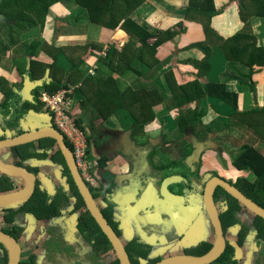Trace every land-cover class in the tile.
Wrapping results in <instances>:
<instances>
[{"label":"crops","instance_id":"1","mask_svg":"<svg viewBox=\"0 0 264 264\" xmlns=\"http://www.w3.org/2000/svg\"><path fill=\"white\" fill-rule=\"evenodd\" d=\"M195 1L191 0V2ZM189 2L190 0H145L135 9L132 17L139 23L146 24L151 32L157 35L172 32L173 35L157 46L152 60L154 64L143 63L137 56H133L130 62L131 68L120 74L116 72L112 74L121 88L132 85L147 89L156 88L163 93L162 100L153 105V118L150 121L135 122L126 108L118 107L107 120L100 119L94 126L92 121L88 122L90 114L84 113L79 94L75 92L80 80L70 85L68 93H71V97L67 95L66 101L67 110H74L77 117L86 118L83 117L85 129L83 132L90 136L88 147L92 151L91 162L98 161L100 156L105 158L104 166L100 167L98 164L93 170L97 171L100 177L97 187L100 197L99 200H95L96 203L99 202L102 207H106L104 201L112 205L113 219L121 233L123 243L138 238L139 242L151 247L150 257H161L160 261L174 255L185 254V250L194 248L201 242L212 245L209 252L217 246L215 232L200 195L201 177L209 175L207 181L217 176L232 184L240 185L244 183V179L250 182L260 180L261 186L264 187V177L258 179L253 172V174L249 173L250 170H239L233 165V160L243 152L245 146H253L264 154V112H262L264 66H256L252 72L245 63L227 59L217 44L211 45L210 54L205 57V53L200 48L192 45L203 41L205 33L202 24L197 20L200 16L197 12L199 8L190 5L188 9ZM213 2L218 12L211 17L210 23L216 34L227 37L239 31L249 32L256 35L258 45H264V17L253 16L245 22L239 15L241 0H213ZM60 6L64 12L59 8ZM39 31L45 41L56 42L59 46L84 45L89 41L103 46L100 51L94 49L84 55L83 61L79 64L83 77L110 76L111 71L108 66L99 61V53H104L103 50L107 51L110 46H115L121 51L125 49V44L130 38L129 34L120 27L112 29L89 21L86 10L78 6L74 0L54 3L47 15L45 26ZM157 35L149 38L148 41L152 43ZM44 56L52 59L46 52L42 57ZM205 60L206 62H203ZM58 62L66 73L72 68V64L63 57H59ZM169 66L172 67L170 70L173 78L178 80L180 77H190L186 74L189 70L188 66H191L192 74L199 70L198 80H202L204 84L218 83L227 90L236 92L238 110L248 111L258 108L260 112L247 115H256L262 120L260 123L254 122L257 127L252 126L253 121L248 122L247 125L231 117L229 113L233 107L230 104L210 95L193 101H185L181 98L175 102L165 77ZM194 80L195 78L184 82ZM47 112L48 109L43 102L39 114H35L38 117L37 122L42 124V121H45L49 124L47 117L50 113ZM184 116H187L186 122H180L181 117ZM202 118L207 122H204L203 127L207 125L211 130L209 134L207 133L210 140H206L205 130L201 131L202 125H198ZM190 120L192 121L189 125ZM181 125L187 126V130H182ZM20 127L22 128L21 125ZM9 148L11 146L0 148L2 160L10 159L11 151L7 150ZM235 148L239 149L235 151ZM174 163L179 166L171 167ZM37 164L41 166V174L38 178L42 182L43 190L52 193L51 191L57 189L56 185L61 182V176L58 174L59 166L55 168L48 160H39ZM183 166L184 171L189 174L187 177L191 184L188 186L190 192L185 189L180 193L178 186L175 187L176 192H174L169 187L181 182L183 176H186L180 175ZM152 168L156 173H153ZM45 169L54 170L56 174H45ZM195 173L198 174L194 175ZM0 176H6L14 184L13 189L0 194L18 191L27 185V178L16 173L0 171ZM107 177L110 181L106 180ZM8 179L0 189L10 188ZM166 181L169 194L180 198L172 200L162 195L161 190ZM62 185L66 189V185L64 183ZM10 206L11 203L0 204V227L5 226L2 222V209ZM246 210L238 214L241 223L246 215L252 218V213ZM70 211L68 210L67 216L73 217L66 219V222L74 221L71 225L66 222L63 225L58 224L65 210L62 216L51 220L34 222L30 217L22 219L21 223L26 225V232L36 231L38 235L40 234V238L34 241L35 264H44L47 233L51 232L53 225L57 226V233L65 232L73 235L77 231L76 221L82 211L78 210L75 214ZM240 230V223L226 230L224 237L227 245L238 241ZM253 239L258 243L256 230H251L244 246L239 250V255L244 254ZM21 243L19 240L22 248ZM5 248L9 250L7 245ZM28 254L30 253L24 256L27 257Z\"/></svg>","mask_w":264,"mask_h":264},{"label":"trees","instance_id":"2","mask_svg":"<svg viewBox=\"0 0 264 264\" xmlns=\"http://www.w3.org/2000/svg\"><path fill=\"white\" fill-rule=\"evenodd\" d=\"M61 0H0V15L3 17L0 20V55L6 50L13 47H20L19 44L22 40H25V33L31 31L34 27H40L43 29L45 26L47 15L49 14L51 6ZM75 3L84 8L87 12L88 19L92 23L104 25L108 28L116 29L118 27L124 29L130 36L129 40L125 44V49L121 51L116 49L115 46H110L106 51L105 56L99 55V61L104 63L111 71V75L108 77L100 76H85L79 70V64L83 61L84 55L87 52L97 49L102 50L103 46L96 42H87L84 45H70L62 47H51L44 45V51L52 57L47 65L49 66L50 79L43 82V87L47 92L54 93L58 90L68 87L80 80L79 86L75 89L78 92L81 107L85 110L84 113L90 114V118H102L107 120L109 115L114 112L118 107H124L130 112L135 122L150 121L153 118L152 108L153 105L158 104L162 100L163 93H160L158 89L152 88H140L132 85H127L121 88L112 75L113 72L123 73L126 69L131 68L130 62L133 56L143 63L154 64L149 58L150 55H154L157 46L166 38L172 37V32H165L164 35H157L151 32L146 24L139 23L132 17L134 10L137 9L145 0H74ZM242 7L239 8L240 18L245 22L250 17L259 16L264 17V0H241ZM240 4V5H241ZM190 5L197 6L199 8L197 20L202 24L205 33V39L192 44L200 48L205 57H208L211 51V45L217 44L221 47L227 59L232 61H240L245 63L254 71L256 66H264V45H258L256 35L239 31L230 36L223 37L215 33L211 27V17L218 12V9L214 7L213 0H196L195 2H189ZM157 38L150 43L149 38ZM39 44L38 40L30 43L29 46H25L27 49H34ZM24 47V46H23ZM130 49V51H128ZM59 57H63L66 61L72 64V68L66 73L62 66L57 64ZM134 58V57H133ZM203 62H206L203 61ZM44 65V64H43ZM43 65H41L40 72L45 71ZM33 68L29 70L31 76L34 77ZM167 84L174 97L175 102H178L181 98L185 101H193L195 99H201L203 96L210 95L222 99L230 104L233 109L229 113L231 116L237 114H251L260 112L258 108H254L248 111L238 110L237 105V93L227 90L223 85L218 83H206L202 80L195 79L191 82L184 84H177L171 75V71L165 74ZM4 79L0 80V90L5 94V99L0 105L3 109H14V113L17 114L18 99L20 94L10 88L8 85L3 84ZM205 85V86H204ZM36 91V90H35ZM68 97H71V93H66ZM34 101L24 100L23 105L19 111L26 112L30 108L35 111L39 110L43 102L39 100V93L35 92ZM177 105V104H176ZM13 112V111H11ZM8 113V114H11ZM262 112L264 110L262 109ZM83 116H78L74 119L79 127L85 131L82 126ZM186 117H181L180 122H186ZM189 121V125L191 124ZM2 124V123H1ZM18 124V118L15 121ZM252 126L257 127L256 123H252ZM13 134L22 132L23 130L18 125L13 127ZM181 129L186 131L187 126L181 125ZM3 137V136H2ZM87 137V146L90 145V136ZM67 145L73 150L74 144L65 137ZM16 157L19 159L18 163L29 157L35 158H47L51 157L56 162L63 165V175L66 176L67 190L63 193H48L45 189L41 190L39 186L36 187L35 193L24 203H11L12 207L5 210L6 221L10 224L5 230L14 236L17 240L21 236L24 229L22 225L18 223V216L29 214L36 221L51 220L59 217L63 210H67L70 206L69 199H74L73 208L70 213H75L81 210L76 221L77 231L72 234L65 232L57 233V226L53 225L49 236L46 239L44 247L45 260L44 264L52 262L50 257L65 256L70 257L72 254L76 256L77 252H81L84 248L80 238L91 246L93 254L98 257L105 253H111L113 258L110 260V264H120L117 259L112 246L106 236L103 234L95 220L91 217L90 213L85 209L84 202L79 195L77 188L72 180V176L65 163L63 155L56 143V140L52 137H43L35 141L13 145ZM87 157L92 158V151L87 149ZM103 156L98 158V164L100 167L104 166ZM91 160V159H90ZM233 165L239 170H250L259 178L264 177V154H262L257 148L253 146H245L242 153L235 157ZM177 164H172L171 167L177 168ZM183 166V172L180 175L183 176V180L178 183L179 192L184 189H189L186 178L188 173ZM8 179L6 176H0V186L4 184V181ZM10 187L1 188L0 192L8 191L14 188L13 181L8 179ZM242 191L248 195L255 202L264 207V187L261 186V181L250 182L249 180L243 181ZM89 185V184H88ZM90 186V185H89ZM95 200H99L100 193L97 188L90 186ZM68 193H71L70 197ZM62 194V195H61ZM215 198H220L224 207L220 208L219 214L222 221L224 232L229 227H233L241 223L238 214L244 209L237 199L233 198L222 188L217 187L214 192ZM106 207H102L99 202L97 203L101 209L103 215L108 220L109 224L113 227L115 232L121 238V233L117 228V225L113 219L112 205L106 201ZM249 211V210H247ZM252 213L251 211H249ZM254 215L252 225L242 224L239 232V239L237 242L226 246L225 252L216 261L211 264H237V255L239 250L244 246V243L251 233V230H256L257 241L260 245L264 244V219L260 216ZM49 230V228H47ZM120 233V234H119ZM62 245V247H61ZM128 252L132 264H155L159 259L151 258L149 256L151 247L145 243L139 242L137 239H131L124 243ZM0 248L4 253L0 257V264H8L10 260V252L5 248L4 243L0 242ZM212 249V245L207 242H201L196 247L186 251V253L204 255ZM55 259V257H54ZM50 261V262H49ZM19 264H35V256L28 254L26 258L21 260ZM61 264H78V260L62 262Z\"/></svg>","mask_w":264,"mask_h":264},{"label":"water","instance_id":"3","mask_svg":"<svg viewBox=\"0 0 264 264\" xmlns=\"http://www.w3.org/2000/svg\"><path fill=\"white\" fill-rule=\"evenodd\" d=\"M35 86L36 82L31 80L27 76L24 81L23 89L21 91V94L25 99L32 98V94L30 91ZM29 111L30 114L33 113L32 109ZM47 119L49 124H40L39 122H37L36 127L31 130H27L9 137L1 138L0 148L35 141L43 137L54 138L64 157L65 163L72 176V180L75 184V187L77 188L79 195L81 196L84 202L85 209L90 213L91 217L95 220L103 234L110 242L114 254L119 260V263L132 264L128 252L125 248V245L123 244L122 240L117 235L113 227L109 224L108 220L105 218L101 209L97 205L93 197V193L91 192V189L88 186V183L85 181L83 175L81 174L73 150L67 145L65 141V135L59 128L50 124V115L47 117ZM0 171L16 173L27 178V185L23 189H20L15 192L0 194V204L19 203L26 200L33 194L35 189L36 175L33 172L29 171L26 167H24L23 165L8 162L6 160H2L0 158ZM217 187L222 188L233 198L237 199L242 205H244L247 210L264 219L263 206L251 199L237 186L220 177L213 176L206 182L204 186L203 202L217 239L216 248L213 251L204 255L187 253L174 255L163 259L157 262L156 264H211L212 262L216 261L219 257H221V255L225 252L227 243L224 237V230L222 221L220 219V214L216 207L214 199V191ZM162 190V195L166 198L172 200L180 198L177 196L172 197V194H169L167 190V181L164 182ZM0 241L9 247L10 260L8 264H19L21 261V247L18 240L6 231L0 230Z\"/></svg>","mask_w":264,"mask_h":264},{"label":"rangeland","instance_id":"4","mask_svg":"<svg viewBox=\"0 0 264 264\" xmlns=\"http://www.w3.org/2000/svg\"><path fill=\"white\" fill-rule=\"evenodd\" d=\"M241 3H242V1L240 2V4ZM59 8H61V10H63L62 6H60ZM63 12H64V10H63ZM66 12H67V8H66ZM2 19H3V17L0 15V20H2ZM39 29H40V27L33 28L30 32H28L26 35H24V36H26V37H24L26 39L22 40V42H20V44H19L20 47H13V48L6 50L3 53H1V55H0V77H2L5 80V82H2V84L8 85L13 90H18L19 87L21 86V83H20L21 80H25L28 76L31 80L36 82V86L32 89V92H34V90H36L35 92L39 93L38 99L41 100L42 93L46 91L45 88L43 87V82L50 79V73H49V68H48L49 66H45V64L47 65L49 62H51L50 59H48V57H46L47 55L42 57L43 54H45L44 45H49L51 47H57V48L59 47V45H57L56 42L45 41L43 39V36L41 35V31H39ZM36 40H38L39 44L34 49H27L26 50L25 46L26 45L29 46L30 43H33ZM60 47H62V46H60ZM103 51H104V53L100 52L99 54L100 55L102 54V56H105L106 50H103ZM149 59L152 61L154 59V55H150ZM57 64H59L58 60H57ZM41 65H43V67L45 66L44 67L45 71L43 73H41L39 70V69H41ZM30 68L31 69L33 68V70L35 71L34 77L31 76L29 73ZM187 68H189V70L186 71V74H188L190 77H180L179 78L180 80L174 79L178 85L186 83V82H184L185 80H192L193 78L197 79L200 76L199 70L197 71V73L195 71V73L192 74L191 66H188ZM170 69H172V67L169 66L168 70H170ZM167 73H169V71ZM182 82H184V83H182ZM188 82H191V81H188ZM65 89L68 92L70 91V88H68V87ZM1 93H2V91L0 90V101L3 99V96ZM28 101L32 102V101H34V99L30 100L28 98ZM22 105L23 104H21V102L17 103V107L19 108L17 110V112L19 113L18 117H17V114L14 113V109H9V110H8V108H6V110H5V108L3 109L2 115L0 116V122L2 123V125H0V127L4 128L3 131L5 133H9L10 135H12L13 130H11V129H14L13 127H15V125H18V126L21 125L22 126L21 129L24 131L31 130L34 127H36L35 125H36V122L38 121L36 118H38V117H37V115L35 116V114H39L38 112H40V109L37 111H33V113L30 114L28 111H26V112L19 111L21 108H23ZM67 109L68 108H66V110ZM11 111H13V112H11ZM67 111H68V115L71 116L73 119L77 118V115H76L74 110L69 109ZM10 112H11V114H8ZM83 117L85 118V116H83ZM86 117L88 118V116H86ZM231 117H234L237 120H240L243 123H246L247 125H249L248 122L253 121V122L260 123V120H262V118H258L256 115H243V114L237 115V114H235ZM17 118H18V124H15V121L17 120ZM208 118H209V116L207 117V119ZM100 119H102V118H100V117L95 118V119L93 118V120L91 118H89L88 122L92 121L94 126H96ZM200 121L201 122H199L198 125L199 126L202 125L201 131H203V129H204L205 135H207V133L209 134L211 131V130H209V126L205 125V127H203V124L205 122V121H203V118ZM52 123H53L52 124L53 126H56L54 124V122H52ZM205 123H207V122H205ZM42 124H47V123L45 121H42ZM75 126L77 127L78 137H80L81 139H84V140L86 138V140H87L86 133L83 132L81 127H79L77 125V123ZM82 126L84 127V119L82 121ZM90 130L92 131V129H90ZM88 133H89V131L87 132V134ZM72 135L74 136V133ZM210 139L211 138L209 137V135H207L206 140H210ZM87 148H89V147L87 146ZM237 149H239V148H235V151H237ZM93 162H95V161L93 160ZM94 167L95 166L92 167V170H94ZM152 170H153V173H156V171H154L153 168H152ZM249 173H252V172L249 171ZM93 176H94V174H93ZM208 176L209 175L203 176L201 178L199 177L200 178L199 184L201 185L202 181L203 182L206 181V178ZM94 179H95V177H94ZM95 184L96 185L98 184L96 179H95ZM66 189H67V187H66ZM68 195L70 197L71 193H68ZM69 203H70V206H68L67 210L65 209V212H64L62 218H60L58 221V224H60V225H63L66 222V219L73 217V216H67V213H68V210H72L73 204H74V199H69ZM251 215H252V218L248 217V215H246L245 217L242 218V223H240L241 227H242L243 223H247L249 225L252 223L254 215L253 214H251ZM248 218L250 220H248ZM71 222H74V221L68 220V222H66V223H68V224L70 223V225H71L72 224ZM48 236H47V238H48ZM38 238H40V234L38 235V233L36 231H27V232L23 231L21 236H20V240L22 242L21 245L23 246L22 251H25L24 253H30L31 251H33L35 249L34 247L36 246L34 241L38 240ZM128 239H130V238H128ZM80 240L83 243L84 248L81 250V252H77L78 254H76V256L72 257V254L70 257H68V256L67 257H65V256H58L57 257L55 255H52L50 257V260L52 262L49 261L50 263H48V264H61L62 262L73 261L74 259L78 260V264H110V259L112 256L111 253L110 254L105 253V254H102V255L96 257L93 254V252L91 251V246H89V244L87 245V243H85V241L82 240L81 238H80ZM61 247H62V245H61ZM239 254L240 253H238V255H237V262H236L237 264H264V244L263 245L257 244L255 239H253V241H251V243L249 242V245L246 248L243 255H239ZM1 255H2V251L0 250V256ZM54 257H55V259H54Z\"/></svg>","mask_w":264,"mask_h":264},{"label":"flooded vegetation","instance_id":"5","mask_svg":"<svg viewBox=\"0 0 264 264\" xmlns=\"http://www.w3.org/2000/svg\"><path fill=\"white\" fill-rule=\"evenodd\" d=\"M3 78L2 77H0V80H2ZM21 86L19 87V89L18 90H16L19 94H20V99H18V102L20 103L21 102V104H23V101L24 100H28V99H25L24 97H23V95L21 94V89H22V87H23V85H24V80H21ZM3 85V84H2ZM1 89V88H0ZM31 94H32V98L31 99H34L35 97H34V95H35V90H34V92H32V90H31ZM2 95H3V99L0 101V105L3 103V100L5 99V94L2 92ZM30 99V100H31ZM31 109V108H30ZM29 109V110H30ZM28 110V111H29ZM2 112H3V107L2 106H0V116L2 115ZM0 125H2L1 124V122H0ZM20 127V126H19ZM4 128L3 127H0V131L2 132V133H0V139L1 138H5V137H9V136H12V135H15V134H12V135H10L9 133H5L4 131ZM12 130H14V129H12ZM27 131V130H26ZM23 132H24V130H23ZM21 133V132H20ZM18 134V133H17ZM3 136V137H2ZM65 137H67L66 135H65ZM10 149V150H9ZM9 149H7L10 153V156H9V158L10 159H8V160H6V161H8V162H12V163H15V164H19V165H23L24 167H26L29 171H31V172H33L35 175H36V179H35V189H34V192H33V194L35 193V190H36V187L37 186H39L40 187V189L42 190L43 188H42V182L40 181V179L38 178V176H39V174H41V166L39 165V164H37V161H39V160H48V161H50L51 163H52V165L55 167V168H57V165L59 166V170H58V174H60V176H61V184L59 183L58 185H56V188L57 189H54L53 191H51L53 194H56L57 192L58 193H63V192H65L67 189H64L63 188V182H64V184H66L67 185V183H66V176H64L63 174V165L62 164H60V163H58V162H56L54 159H52L51 157H47V158H35V157H29V158H27V159H25V160H23L21 163H18V158L16 157V155H15V152H14V149L11 147V148H9ZM88 149V148H87ZM87 149H86V152H87ZM11 158H12V161H11ZM64 158V157H63ZM96 165H98V162L96 161ZM81 171V170H80ZM45 174H56L55 173V171L53 170H49V171H47L46 169H45V172H44ZM81 174H83L82 173V171H81ZM92 174H94V177H95V179H96V181L98 182V179H100V177H99V174H97V171L95 172H93L92 171ZM194 175H197V173H195ZM187 179H188V177H187ZM63 180V181H62ZM106 180H109L110 181V179L107 177L106 178ZM183 179H181V181H182ZM189 180V179H188ZM209 180V179H208ZM207 180V181H208ZM207 181H205V182H203L204 184H202L201 183V185H200V187H201V197H202V202H203V190H204V186H205V184H206V182ZM99 184V183H98ZM98 184L96 185L97 187H99L98 186ZM187 184H188V186H191V184H189V182H187ZM233 185H235V186H237L241 191L243 190L242 189V184L240 185V184H233ZM89 186V185H88ZM178 186V183H174L173 185H171L170 187H169V189H171L172 191H174V192H176V190H175V187H177ZM67 188H68V186H66ZM90 187V186H89ZM97 187H95V188H97ZM91 189V188H90ZM191 189V188H190ZM185 190V189H184ZM189 192H190V190L189 189H187ZM48 192V191H47ZM92 192V191H91ZM215 192V191H214ZM49 193V192H48ZM185 193V192H184ZM32 194V195H33ZM31 195V196H32ZM30 196V197H31ZM29 197V198H30ZM29 198H27L26 200H24V201H22V203H24L25 201H27ZM214 199H215V204H216V207H217V209H218V211L220 210V208H222V207H224V206H222V205H224L223 204V202L221 201V199L220 198H215V196H214ZM21 202H19L18 204H22ZM203 204H204V202H203ZM12 207V205L10 206V207H7V208H3L2 209V215H3V220H2V222H3V224H5V226L4 227H0V230H4V231H6L5 229L7 228V227H9L10 226V224L6 221V218H5V210L6 209H9V208H11ZM204 208H205V206H204ZM205 211H206V209H205ZM62 213H63V211H62ZM207 213V212H206ZM60 216H62V214L60 215ZM59 216V217H60ZM24 217H30V218H32V216L31 215H29V214H26V215H20V216H18V223L20 224V225H22V223H21V221H22V219L24 218ZM58 218V217H57ZM33 219V218H32ZM33 221L34 222H38V221H36V220H34L33 219ZM252 223H253V221H252ZM247 224V223H246ZM247 225H249V224H247ZM250 225H252V224H250ZM23 227H24V229H23V231H25L26 230V225H22ZM224 230V229H223ZM22 231V232H23ZM7 232V231H6ZM8 233V232H7ZM10 234V233H9ZM22 234V233H21ZM224 234H225V232H224ZM118 235V234H117ZM14 237V236H13ZM121 239V238H120ZM138 239V238H137ZM19 240H20V237H19V239H18V242H19ZM139 241H140V239H139ZM1 242V241H0ZM123 242V241H122ZM2 243V242H1ZM124 244V243H123ZM257 244H259V243H257ZM260 245V244H259ZM21 247V246H20ZM0 250H2L1 248H0ZM38 250V249H37ZM91 251H92V249H91ZM187 250H185V252H186ZM25 251H22V248H21V260H23L24 258H26L25 256H24V254H26V253H24ZM31 254H33L34 256H35V259H36V254H35V252H33V251H31L30 252ZM187 254H190V253H187ZM207 254V253H206ZM149 256H150V254H149ZM152 258V257H151ZM153 258H158L159 260L157 261V262H159L160 261V258L161 257H153ZM21 262V261H20ZM156 262V263H157ZM155 263V264H156Z\"/></svg>","mask_w":264,"mask_h":264},{"label":"built area","instance_id":"6","mask_svg":"<svg viewBox=\"0 0 264 264\" xmlns=\"http://www.w3.org/2000/svg\"><path fill=\"white\" fill-rule=\"evenodd\" d=\"M66 89L57 91L50 94L48 92L42 93V101L45 103V108L48 109L51 115V123L59 128L64 135L74 144L73 153L77 160L80 170L82 171L83 178L92 187H96L95 179L92 174V163L96 166V162H91L87 157V141L81 139L77 135V127L74 119L68 115L67 108V93ZM74 133V136L72 135Z\"/></svg>","mask_w":264,"mask_h":264},{"label":"clouds","instance_id":"7","mask_svg":"<svg viewBox=\"0 0 264 264\" xmlns=\"http://www.w3.org/2000/svg\"><path fill=\"white\" fill-rule=\"evenodd\" d=\"M62 89H65V88H62ZM62 89H60V90H62ZM59 91V90H58ZM45 92H47V91H45ZM49 93V92H48ZM54 93H56V92H54ZM51 94H53V93H51ZM41 101H42V99H41ZM42 102H44V101H42Z\"/></svg>","mask_w":264,"mask_h":264}]
</instances>
